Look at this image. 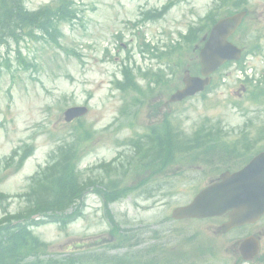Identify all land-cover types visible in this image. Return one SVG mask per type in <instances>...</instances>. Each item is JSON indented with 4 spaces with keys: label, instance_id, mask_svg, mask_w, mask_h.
Listing matches in <instances>:
<instances>
[{
    "label": "rangeland",
    "instance_id": "1",
    "mask_svg": "<svg viewBox=\"0 0 264 264\" xmlns=\"http://www.w3.org/2000/svg\"><path fill=\"white\" fill-rule=\"evenodd\" d=\"M55 1L58 0H24V3L28 10L34 11ZM73 1L79 10V21L61 27L60 48L43 43L22 44L27 62L35 64L33 69L22 68L13 56L9 67L0 61V161L25 144L33 148L18 171L3 169L0 163V192L12 197L24 192L29 177L45 165L51 152L72 140L75 122L65 123L63 118L64 110L72 106L88 107L80 123L91 136L81 147L75 165L85 178L97 176L96 166L110 162L118 153L127 155L130 149L122 146L123 140L147 131L165 118L188 135L201 124L220 126L225 143L240 139L243 134L250 142H258L251 151H264V97L254 100L251 87L243 83L246 76L253 83L264 76V0H247L250 16L244 30L234 38L245 51H250L255 43L259 46L256 55H246L242 64L245 73L231 64L213 76L214 83L203 97L197 95L176 105H169L167 99L175 86H181L183 69L177 67L176 60L168 61V57L160 61L139 54V36L156 48L162 47V52L170 41L184 45L179 35L190 25L198 24L216 0H173L175 5L162 20L133 28L130 24L138 19L140 10L160 9L170 0ZM183 51L185 66L193 65L191 47ZM128 53L136 67L156 73L159 68L167 81L162 89L148 94L136 115L134 106L127 114L121 112L129 100L112 85V80L120 77V67ZM144 84L141 81L140 87L145 91ZM130 122L135 125L130 126ZM137 164L138 161L131 165L124 176V182L130 186H136L146 176L135 171L130 174ZM204 171L200 167L187 172L185 179L177 178L151 195L136 191L110 204L121 230L130 232L129 246L113 247L116 237L109 232L101 201L93 193L85 196L83 212L73 222L65 227L53 223L38 226L33 233L47 244L42 250L45 256L60 259L85 254V264H107L108 257L130 252L142 257L151 248L154 251L141 258L144 262L162 264L159 261L167 258L164 264H168V259L177 264H247L242 263L237 246L250 235L260 238L264 255V220L221 235L217 229L223 219L182 222L169 219L175 207L188 203L198 189L217 176L214 172L205 175L208 172ZM148 179L151 178L146 177L145 182ZM151 181L142 190L161 185L164 175ZM20 206L19 199L12 198L9 210L15 212ZM92 255L98 256L97 262L91 260Z\"/></svg>",
    "mask_w": 264,
    "mask_h": 264
},
{
    "label": "trees",
    "instance_id": "2",
    "mask_svg": "<svg viewBox=\"0 0 264 264\" xmlns=\"http://www.w3.org/2000/svg\"><path fill=\"white\" fill-rule=\"evenodd\" d=\"M60 5L56 9L45 7L36 12H26L22 0H0V46L8 44L9 41L18 43L24 37L38 39L35 31L41 33L40 39H44L45 36L46 40L52 41L58 34V24L71 20L75 16V12L69 8V2ZM258 91L260 92L259 96L264 97V89L258 88ZM162 132L163 135H161ZM220 138L219 130L205 128V126H201L192 136H179L178 132L166 123L163 129L144 145L138 141L137 149L149 153V160L143 168H150L152 174H155L162 169L166 150L228 148ZM230 147L239 149L236 143ZM240 149L248 151L249 143L245 142ZM241 156L242 154H240ZM75 159L76 146L74 144L61 149L58 158L53 162L54 164L33 179L25 209L0 220V264H74L70 258L63 260L41 259L40 256L43 254L42 250L46 248V244L34 237L28 227L43 223V221L31 220L32 215L46 217L50 222L65 224L67 220L79 213L78 207H76L71 214H65L70 207L76 204V200L90 185L74 172ZM94 183L103 187V190L99 189L96 192H100L106 202L114 201L129 191L128 188L121 186V182L118 184L116 180L110 178L106 182L100 178ZM5 199L6 197L0 194V203ZM111 222L113 223L112 219ZM115 229L117 241L121 244L126 242L128 236L118 234V228L115 227ZM150 251L153 252L154 248L147 250L143 257L149 256ZM134 259L136 257L130 254L106 259V262L140 264L141 257L139 255H137L136 261ZM77 262L80 263L79 260ZM169 262L170 259H168V264H170ZM153 263L145 262V264Z\"/></svg>",
    "mask_w": 264,
    "mask_h": 264
},
{
    "label": "water",
    "instance_id": "3",
    "mask_svg": "<svg viewBox=\"0 0 264 264\" xmlns=\"http://www.w3.org/2000/svg\"><path fill=\"white\" fill-rule=\"evenodd\" d=\"M244 13L236 14L217 23L212 29L208 40L200 51L201 75L206 77L191 78L187 72L183 82L185 88L171 96L170 101L183 98L202 91L208 84L207 76L228 60H237L240 50L227 42V38L239 25ZM83 108H72L66 113V120L83 115ZM230 211L229 221L222 225L223 233L228 230L252 224L264 213V153L256 156L239 172L222 174L218 182L200 191L190 204L173 210L175 220L187 218H208L221 216ZM239 252L245 260L251 259L257 252V243L248 238L239 246Z\"/></svg>",
    "mask_w": 264,
    "mask_h": 264
}]
</instances>
